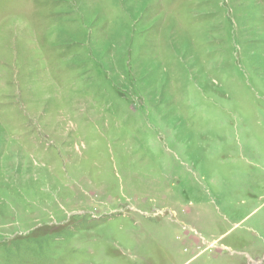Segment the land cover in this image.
Masks as SVG:
<instances>
[{"label": "rangeland", "instance_id": "rangeland-1", "mask_svg": "<svg viewBox=\"0 0 264 264\" xmlns=\"http://www.w3.org/2000/svg\"><path fill=\"white\" fill-rule=\"evenodd\" d=\"M0 264H264V0H0Z\"/></svg>", "mask_w": 264, "mask_h": 264}]
</instances>
